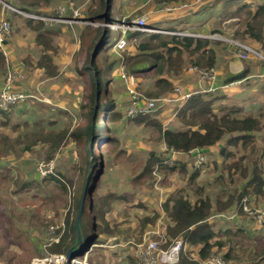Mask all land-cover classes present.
<instances>
[{
  "label": "rangeland",
  "instance_id": "1",
  "mask_svg": "<svg viewBox=\"0 0 264 264\" xmlns=\"http://www.w3.org/2000/svg\"><path fill=\"white\" fill-rule=\"evenodd\" d=\"M156 1L114 0L109 23H120L123 19L132 20L138 17H144L146 24L155 17L157 20L169 19L172 15H168V13L178 14L187 8H190L193 12L195 6L207 4L210 0H171L172 2L176 1L171 6L180 7L177 10H175V7H167L168 5H161L162 3L158 4L160 3L159 0L158 3ZM262 1L264 0H246L250 4H257ZM17 3L18 0H0V22L7 21L10 25L9 45L16 60L15 64H20L21 60L28 55L32 61V63L25 64L23 67L24 80L18 81L15 86L17 92L32 95V97H28L23 102L12 106L11 111L6 115H0V138L3 136L8 137L10 140L8 143L0 144L2 152L0 155V258L6 264L7 262L8 264L29 263L33 258L45 257V255H39L44 254L45 244L55 234L50 235V229L53 228L56 232L57 227L61 228L63 226L62 218L70 209L74 193L75 195L80 193V188H78L75 192L73 190L66 194L52 182L46 181L45 178L56 175L55 173L65 177H73L72 167L82 162L78 143L73 139L68 140L59 151H53L48 146L41 145L26 151L23 146L16 145V140L18 137H22L23 131L19 129V131L12 130V127L15 125L21 126L25 121L29 122L27 129L34 128L32 127L34 124H37L38 127L52 128L48 126L50 121L57 122L53 127L57 129L65 128L69 132L84 126V119L81 115L85 108L83 109L81 106L86 98V84L85 78L78 74L77 63L79 62V65L84 66L82 59L86 55L87 45L90 44V41L87 40L88 36L103 31L94 29L98 27L95 22H88L99 20L97 16L99 0H50L49 5L43 6L44 8H37L36 11L39 13L48 12L51 16L56 14V17L50 18V21L45 22V25L46 30L53 33L55 53L52 54V58L54 65L58 68V76L47 78L41 69L35 67L37 58L43 52H40L35 46L34 33L26 24V19L29 18L28 14L15 10L14 7ZM220 6L219 1L210 10L203 9L202 6L200 17H193V20H189L184 24L182 22L177 23L174 27L186 34L200 35L201 38L198 39L205 38L213 41L211 48L216 58L214 72L218 77V83L222 84L230 74H235L237 70L243 67L245 61H250L252 58L256 59L257 63H262L264 70V48L261 49L256 43H243L239 37H235L234 32L239 27L238 22H222L218 19ZM60 7H64L62 17H58ZM160 9H166L167 11H160ZM12 12L21 16H14ZM40 15L43 14L40 13ZM169 23L171 22L169 21ZM87 25L92 28L87 27ZM151 29L159 30L156 28ZM119 35V31L106 29L104 44L101 53L97 57L99 62L105 59L113 62L120 57L121 53H115L113 50V44ZM231 40L250 47L262 58L255 54H249L246 59H239L237 56L239 49L231 44ZM137 41L127 42L128 52L125 54L129 55L131 53ZM2 72L3 74L0 72V90L5 78V70L3 69ZM123 73L125 76H123ZM109 77L108 80H110L106 85L113 86L112 91L116 107L118 111H122L124 116L125 114L127 116L128 110L133 105L134 97L139 96L142 99H150L146 97L145 93L148 90L156 91L152 79L145 76L128 77L118 65L113 68ZM193 83L202 88L200 90L201 94H206L203 92L207 87L206 84L204 85L198 81V77L188 72V69L181 77L176 76L173 79L172 87H181L184 91L188 89L190 92H197L199 88H193ZM243 88L237 82L227 84V88L222 91L223 94L219 95L220 100L213 104L214 111L217 114L224 113L225 109L221 110L220 108H225L228 104L236 105L238 102L244 106L243 113L257 112L256 109L264 111V96L259 95L263 92L260 89L247 91L246 88L244 90ZM172 93H164L156 98H171ZM243 94H247V97L252 99L241 101L244 98L239 97V95ZM181 106L180 102L164 104L159 109V115L153 118L163 121L167 119L164 125L165 128L180 127L176 118V111ZM174 107L177 109L175 110ZM156 112L149 115L154 114L153 116H156ZM141 116L144 115L136 116V118ZM240 116H243L242 113L239 114ZM262 124L264 125V119ZM106 126L110 130V135L119 138V141H121L115 151L108 146L94 144V148L100 152L101 158H97L96 165L98 167L100 164L102 165L101 176H105L103 179L104 189L107 188L111 192H114V189V193L120 198L113 204L111 213L107 214L109 223L117 225L115 236H118V239L121 240L120 242L124 245L126 252L124 259L117 262V264H138L133 258V252L136 246L142 242L145 233L151 232L152 237L160 243L162 248L167 242L172 241L166 236V226L169 222L162 208L165 199L172 197L176 192L188 191L192 193L197 186L203 188V195H207L212 199L217 197L225 199L226 195L233 193L238 186L237 183L230 185L226 177L228 173L222 170V165L225 162L219 151L225 146L226 138L215 146L208 148L202 154L205 157L204 164L201 166L188 165V173L185 176L178 171V168L174 172L165 170L159 173L157 170V175L153 174L159 180L157 185L155 182L152 185L149 184L150 182L144 185L134 183L132 181L134 172H131V170H135V167L142 162L149 151L163 148L161 141L157 139L158 132L153 128L146 127L145 124H138L136 121H128L127 119L106 124ZM90 142L91 151L93 142L92 140ZM255 146L257 153L264 156V130L257 135ZM118 153L123 155L121 157L115 156ZM49 157L50 159H48ZM182 157L183 155H176L170 166H175L179 162L184 163V160H181ZM236 157H239V154ZM186 161L190 163L191 159L187 157ZM40 163L45 166L51 165V173L43 178L38 170ZM216 164L218 168H216ZM196 171H198L197 177L191 183L188 174ZM11 180H16L19 183L23 181L31 182L32 186L28 188L25 194H13L14 186L10 182ZM249 204L255 209L261 210L264 208V198L261 196L258 198L249 197ZM153 211L159 214L156 223L140 229V219L144 216H150ZM227 212L209 218V222L216 225L213 228L216 231L230 229L235 232L239 227L245 231L237 235V237L242 236L243 241L236 247V253L243 252L251 256L253 249L260 250L264 247V224H257L248 215L238 217L237 209H231ZM233 214H236V217H233ZM47 223V229H44L46 226L43 227L42 225ZM255 225L263 226V228H257L263 230L261 234L256 233V229L253 228ZM87 240L88 243L86 244ZM91 240L92 232L90 230L88 236L84 235L83 241L80 243V250L88 248ZM223 252L224 250H221L217 254L214 249L203 264H214V260L219 257L222 259L223 264H233L224 261L222 258ZM129 258L133 260H129ZM0 264L3 263L0 262ZM110 264L116 263L110 262Z\"/></svg>",
  "mask_w": 264,
  "mask_h": 264
},
{
  "label": "trees",
  "instance_id": "2",
  "mask_svg": "<svg viewBox=\"0 0 264 264\" xmlns=\"http://www.w3.org/2000/svg\"><path fill=\"white\" fill-rule=\"evenodd\" d=\"M162 1L168 2L169 0H159L158 2ZM217 1L221 4L218 10L220 19L238 18L239 20V27L234 32V36L239 37L243 43H256L261 49L264 48V1L250 4L246 0H210L207 4L195 6L193 12L189 10V15L200 14L202 6L203 9L210 10ZM49 3L50 0H18L14 8L25 14H37V8L47 6ZM99 3V11H97L99 20L88 22L100 23L101 26L99 25L94 29L103 31L88 36L87 40L90 41V44L87 45L86 55L82 59L84 66L79 65V62L77 63L78 74L85 78L86 84V98L81 106L83 109L85 108L81 115L84 119V126L71 132L65 128L53 127L57 124L56 121L48 123V126L52 128L38 127L37 124H34L32 126L34 128L27 129L28 121H25L21 126L12 127V130L23 131L22 137L17 138L16 145L23 146L26 151L38 145L48 146L53 151H59L68 140L73 139L78 143L79 155L82 157V162L72 167L73 177H65L55 173L56 175L45 178L46 181L52 182L66 194L73 190L75 192L78 188H80V193L79 195L74 193L70 209L62 218L63 226L57 227L55 233L59 236L58 241L45 244L44 254L39 256L65 255L69 249L76 246L78 241L76 215L88 174L89 180L79 219L81 241H83L84 235L88 236L90 230L92 232L90 246L104 242L117 232V225H111L106 215L112 210L115 201L120 198L111 193L104 195L97 193L102 165L100 164L99 167L96 165L97 158L101 157L99 150L94 148V144L108 146L114 151L117 150L120 144L119 138L110 135V130L106 124L127 119L153 128L158 132L157 139L167 148L161 155L149 151L145 159L135 167L132 181L139 185L149 182L152 185L155 182L156 178L153 176V172L156 167L159 173L165 170L174 172L178 168L182 175H187V166L192 165L191 161L190 163L187 161L179 162L175 166L164 163L169 159L167 154L170 153V150L189 154L188 158L192 160L195 153L192 154L191 152L197 150L203 154L208 148L226 138L225 146L220 149L219 153L225 162L222 165V170L228 173L226 177L230 182L229 184L235 185L237 183L238 185L233 193L227 194L225 199L218 197L212 199L203 195V188L197 186L192 193L188 191L176 192L172 197L165 199L163 204L162 208L169 222L166 226V236L170 240L181 238L186 243L187 251L181 255L178 264H203L214 249L217 254L224 250L222 258L226 262L264 264V247L260 250L253 249L251 256L243 252L236 253V247L243 241V237H237V235L245 232L241 227L235 232L230 229L216 231L213 229L216 225L209 222V218L226 214L231 209H237L238 217H244L246 214L239 208L244 197L258 198L261 196L264 198V156L257 153L255 146L257 135L264 130L262 124L264 111L243 113L244 106L238 102L236 105L228 104L227 107L220 108L221 110L225 109V111L217 114L213 106L217 100H220L219 95L223 94L222 91L227 88V84L235 82L241 84L247 91L260 89L263 93L259 95L264 96L262 63H257L256 59L253 58L250 61H245L242 70L238 74H230L222 84L218 83L217 76L212 85L206 81L202 82L207 86L204 91L206 94L198 92L191 95L176 111V118L180 127L165 128L167 119L163 121L153 118L159 115L160 108L157 110L156 116H153L154 112L153 115L146 114L133 119L129 118L126 114L124 116L122 111H118L116 101L113 98V86L106 85L110 80H108L110 72L116 65L120 66L128 77L145 76L152 79L156 91L148 90L145 95L148 98H156L164 93H172L173 79L176 76L181 77L189 67L203 71L214 70L216 58L211 48L213 41L174 34L182 32L181 28L179 27L181 30L179 31L176 30L177 27H165L163 24L162 26L158 25L163 27L162 31L165 30L163 33L133 32L127 42L138 41L129 55L122 53L113 62L106 59L99 62L97 57L101 53L107 29L102 24L109 23L114 0H99ZM12 14L21 16L15 12ZM49 16L55 18L56 14L53 16L49 14ZM180 22L184 24L187 20H180ZM150 23H147V26L152 28ZM26 24L34 33L36 46L43 51L35 63V67L41 69L47 78L58 76V68L54 65L52 58V54L55 53L53 33L46 30L43 21L27 18ZM87 27L92 28L89 25ZM100 40L101 43L98 45ZM8 44L9 40L5 42L6 47ZM92 50H95L93 55L91 54ZM4 65V58L0 52L1 73ZM256 71L257 73L254 74ZM210 86L214 88L211 93L207 92ZM201 89L199 88V90ZM239 97L244 98L241 101L252 99L247 97V94L239 95ZM174 109L177 108L174 107ZM10 111L11 108L6 111L0 110V115H6ZM240 113L243 116L239 117ZM91 140L93 146L90 151ZM9 141L8 137L2 136L0 138V144ZM96 154L97 156H95ZM237 154L239 157H236ZM216 168H218L217 164ZM197 173L198 171L188 174L191 183L196 179ZM10 182L14 186L13 194H25L28 188L32 186L31 182L19 183L16 180ZM158 217L159 214L155 211L150 216L142 217L139 221L140 229L154 225ZM42 226H46L44 229H47L48 223ZM263 226L255 225L253 228L256 229V233L261 234L263 230L257 228H263ZM169 242L164 248L169 245ZM76 248L80 249V245ZM85 252L86 249L79 250L75 254V258H83ZM0 262L6 264L1 258Z\"/></svg>",
  "mask_w": 264,
  "mask_h": 264
},
{
  "label": "built area",
  "instance_id": "3",
  "mask_svg": "<svg viewBox=\"0 0 264 264\" xmlns=\"http://www.w3.org/2000/svg\"><path fill=\"white\" fill-rule=\"evenodd\" d=\"M200 1V0H196ZM16 10V9H15ZM64 7H60L58 9V17H62L64 14ZM17 11V10H16ZM20 12V11H18ZM30 19L35 21H43L48 22L50 19H47L43 15L38 14H28ZM107 29L112 31H119L120 35L118 39L113 44V50L115 53H127V39L130 34L133 32L140 33H163V31H156L151 29L146 24V19L144 17H138L132 20L123 19L120 23H107L104 24ZM11 33L10 25L7 21L0 22V52L4 58L5 63V78L0 90V110L6 111L10 109L17 103L23 102L28 97H32V95H27L24 93H19L16 91L15 86L18 81L23 79V75L20 70H18L11 62L8 54L7 47L5 42L9 40V36ZM181 36H188L194 38H201L200 35L190 34V33H176ZM232 45L239 49L238 58L244 60L248 57L249 54H255L260 56L250 47L238 43L237 41H230ZM261 57V56H260ZM262 58V57H261ZM124 72V71H123ZM188 72L192 73L196 77H198V81L200 82H208L211 85L216 80V74L214 70L203 71L198 70L194 67H189ZM123 76L124 73H123ZM198 87V86H197ZM200 88V87H198ZM214 88L210 86L207 89V92H213ZM201 92L200 90L197 92H190V90H185L181 87L173 88V93L171 98L160 99V98H150V99H142L139 96L134 97V103L130 107L127 112V116L129 118H134L139 115H146L152 112L157 111L164 104L171 102H180V106L189 99V97L195 93ZM204 92V91H203ZM148 98V97H147ZM164 149L167 150L164 145ZM183 152H177L170 150V154L172 158L166 160L164 163L166 165H171L174 160V156L178 154H182ZM192 154L195 153L193 164L196 166H201L205 162V157L200 153V151H193ZM51 163V162H50ZM49 164V163H47ZM38 170L41 172V177L47 176L51 173V165L45 166L43 163H40ZM157 167L155 168L153 174H156ZM159 180L156 177L155 184L157 185ZM243 212L251 217L257 224H264V208L261 210L255 209L253 206L249 204V198L244 197L241 204ZM54 229H50V235L54 234ZM59 236L56 233L51 236L48 241L49 243L57 242ZM80 250V249H79ZM187 250L186 243L182 239H175L170 241L169 245L166 248L160 247V243L152 237V233H145L142 242L138 244L134 251V258L138 264H178L181 258V255ZM66 261L65 255H57L50 254L46 255L43 258H33L29 263L22 264H64ZM70 264H88L87 263V255L84 254L83 258H73L70 261ZM214 264H223L222 259L216 258L214 260Z\"/></svg>",
  "mask_w": 264,
  "mask_h": 264
},
{
  "label": "crops",
  "instance_id": "4",
  "mask_svg": "<svg viewBox=\"0 0 264 264\" xmlns=\"http://www.w3.org/2000/svg\"><path fill=\"white\" fill-rule=\"evenodd\" d=\"M158 1V0H157ZM156 1V2H157ZM181 1V0H180ZM158 3V2H157ZM162 3V4H161ZM176 3V1H174V2H172L171 0H169L168 2H166V1H162V2H160V3H158V4H161V5H163V4H165L167 7H175L176 9L175 10H177V9H179L180 7H177V6H171V5H174ZM214 4H216V3H214ZM164 10H166V9H160V11H164ZM174 10V11H175ZM189 10H190V8L188 9H183L181 12H179L178 14H173V13H168V15H172V17L171 18H169V19H163V20H157L156 19V17H155V19H153V20H151L150 22V26H152V28H156V29H159V30H161L163 27H159L158 25H163L164 24V26L165 27H174V25L175 24H177V23H179V21L180 20H184V19H186L187 21H191V20H193V17H200V15L199 14H197V15H195V16H193V15H189ZM44 11H46V10H44ZM167 11V10H166ZM38 14H43V16L45 17V16H47L46 18H48V19H50L51 17L49 16V13L48 12H46V13H44V12H37ZM156 16H159V15H156ZM165 16H166V14H165ZM218 19H220L219 17H218ZM222 22L223 21H237L238 22V26H239V20H238V18H229V19H220ZM169 21L171 22V23H169ZM45 23V22H44ZM237 29H238V27H237ZM236 29V30H237ZM235 30V31H236ZM163 31H165L164 29H163ZM178 33H182V32H178ZM174 34H176V33H174ZM205 39V38H204ZM35 42V41H34ZM35 46H36V43H35ZM37 47V46H36ZM38 48V50L41 52L42 51V49L41 48H39V47H37ZM7 50H8V54H9V57H10V62L18 69V70H20L21 71V73H22V75L24 74V66H25V64H28V63H32V61H31V59H30V57H29V55L26 57V58H24V59H22L21 60V63L20 64H15V57H14V55H13V52H12V50L10 49V45L8 44L7 45ZM43 52V51H42ZM43 54V53H42ZM42 54H40L39 55V57L42 55ZM31 56V55H30ZM32 57V56H31ZM39 57L37 58V60L39 59ZM33 59H34V57H32ZM35 63V62H34ZM54 63V62H53ZM4 70H5V65H4ZM242 70V68L241 69H239V70H237V72H235V74H238L240 71ZM2 74H3V72H2ZM24 76H25V74H24ZM24 76H23V79L22 80H24ZM1 86V85H0ZM192 86H193V88L194 87H197V85H195L194 83L192 84ZM198 87H200L199 85H198ZM186 90H188V89H186ZM45 98V97H44ZM257 110V112H259L261 109H256ZM263 111V110H262ZM123 128H125V127H123ZM161 143V142H160ZM120 144H121V141H120ZM162 145H163V148H161V149H159V148H156V149H154L153 150V152H156V153H160V152H163V151H166L165 149H164V145L165 144H163V143H161ZM149 153V152H148ZM123 154L122 153H118L117 155H115V156H122ZM178 155H183V157L181 158V160L183 159L184 160V162L186 161V158L188 157V155L189 154H184V153H182V154H178ZM167 156H168V158L170 159V158H172V156H171V154L168 152V154H167ZM176 156V155H175ZM175 156L173 157L174 159H175ZM145 159V158H144ZM143 159V160H144ZM193 161H194V158H192V160H191V163H192V165H194L193 164ZM131 172H134V170H131ZM106 175H107V173H106ZM134 175V174H133ZM104 177L105 176H101L100 177V180H99V185H98V190H97V193L98 194H100V195H104V194H107V193H111V194H114V195H116V196H118L116 193H114L115 192V190L113 189V191L114 192H111L109 189H107V188H105L104 189V186H103V184H104V182H103V179H104ZM119 197V196H118ZM114 206V205H113ZM113 206H112V209H113ZM239 208H241L242 209V207H241V205L239 206ZM238 211V210H237ZM243 211V210H242ZM111 213V212H110ZM110 213H108V214H110ZM107 216L108 215H106V218H107ZM233 217H236V214H233ZM107 220H108V218H107ZM109 221V220H108ZM121 240H119L118 239V236H113V237H110V238H108V239H106L104 242H101V243H99V244H93V245H91V246H89L88 248H86V252H85V254L87 255V263L88 264H110V262H113V263H116L117 264V262H119V261H121V260H123L124 259V255L126 254V252H125V249H124V245H122V242H120ZM119 257H120V259H119ZM133 258H134V252H133ZM135 259V258H134ZM129 260H133L132 258H129Z\"/></svg>",
  "mask_w": 264,
  "mask_h": 264
},
{
  "label": "water",
  "instance_id": "5",
  "mask_svg": "<svg viewBox=\"0 0 264 264\" xmlns=\"http://www.w3.org/2000/svg\"><path fill=\"white\" fill-rule=\"evenodd\" d=\"M97 26L101 25L99 23H95ZM102 26H104L102 24ZM101 43V40L99 41L98 45ZM95 50H92L91 54L93 55ZM88 180H89V174L87 175L86 177V180H85V184H84V187H83V191H82V197H81V201H80V205H79V209H78V212H77V215H76V227H77V238H78V241L76 243V246L69 249L66 254H65V263L64 264H70V261L75 258V254L77 252H79V249H77L76 247H78L80 245V243L82 242L81 241V234H80V229H79V219H80V216H81V213H82V209H83V201H84V197H85V194H86V189H87V185H88Z\"/></svg>",
  "mask_w": 264,
  "mask_h": 264
}]
</instances>
